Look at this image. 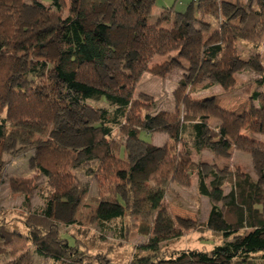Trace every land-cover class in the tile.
<instances>
[{"label":"trees","instance_id":"obj_1","mask_svg":"<svg viewBox=\"0 0 264 264\" xmlns=\"http://www.w3.org/2000/svg\"><path fill=\"white\" fill-rule=\"evenodd\" d=\"M103 1L70 0L69 7L66 0H51L50 5L33 1L37 15L23 28L25 0H0V169L7 143L22 142L32 138L39 128L52 126L60 108L73 109L88 98H103L111 109L101 111L99 123L83 118L74 126L83 139L84 149L100 160L99 173L103 176L99 181L107 192L96 201L97 217L106 222L124 215L128 201L120 189L127 186L137 193L138 202L145 201L152 209H162L165 192L150 183L160 185L163 178L170 176L172 182L187 186L197 172L199 193L215 201H225V210L216 204L212 206L205 226L221 234L225 241L210 252L193 250L183 252L180 258L188 256L205 264H264V187L248 173L241 172L226 177L211 170L213 178L208 182V175L192 160L188 146L182 144V136L190 126L198 152L220 143L226 148L264 153V142L246 136V132L264 135V74L256 80L260 89L250 94L258 102V107L250 113H238L189 95V90H195V85L205 76L225 91L236 85L234 72L240 58L237 42L245 40L258 47L264 34V0H256L258 7L251 9L243 24L222 22L219 0H192L185 11L165 9L156 22H151L150 17L157 0H113L107 18L98 12ZM67 9L68 15L64 16ZM198 15H212L219 25L204 40L198 31L191 29V22ZM119 29L131 32L135 45L125 52L124 66L128 72L111 70L115 81L112 87L100 70L108 67L107 60L116 53L111 33ZM56 40L63 42L64 47L55 59H48L49 45ZM19 52L40 55L45 60L31 62L29 70L15 75ZM172 52H178L193 64L197 70L194 79L179 81L174 91L173 111L162 109L154 115L147 113L144 118H137L134 112L139 102L133 99L136 85L146 73L158 77L171 73L175 68L173 62L157 64L153 59ZM249 63L263 71L259 53ZM180 106H186L189 112L184 115V121ZM213 117L219 124L210 129L209 120ZM186 121L194 123L188 125ZM68 125L69 122L61 124L59 133ZM114 126H122L133 139L140 138L142 131L169 133L170 141L154 171H147V160L159 148L147 143L146 154L127 164L115 154ZM74 149L54 139L36 145L30 164L46 176L52 192L46 197L43 209L27 217L26 234L6 225L0 213V256L18 254L32 245L37 253L52 257L56 264H95V258L88 257L81 249L83 243L74 236L61 234L56 219L57 209L71 208L75 202L69 191ZM227 183L232 187L225 195L223 188ZM10 185L26 194L28 205L27 193L32 185L28 179L12 177ZM140 261L159 264L148 258Z\"/></svg>","mask_w":264,"mask_h":264},{"label":"rangeland","instance_id":"obj_2","mask_svg":"<svg viewBox=\"0 0 264 264\" xmlns=\"http://www.w3.org/2000/svg\"><path fill=\"white\" fill-rule=\"evenodd\" d=\"M33 1H40L45 5L51 3V0H25L23 28L37 15L38 9L33 6ZM191 1L157 0L150 21L156 22L162 11L172 7L175 12L185 11ZM66 2L67 7H69L71 5L70 0H66ZM112 2L113 0H104L99 6L98 12L104 18H107ZM219 4L221 5L220 16H226L230 20L231 16L235 14V21L239 22L245 21L251 9L258 7L256 0H219ZM77 5L82 6L80 1ZM67 15L68 9L64 13V16ZM198 16L196 20L191 22V29L197 30L201 40H204V34L208 30H210V35L219 26L215 25L218 22L212 15ZM213 24L214 26L210 29ZM111 37L116 46V53L107 60L108 67L100 70V72L106 82L114 87L115 81L111 78V70L128 72L124 66V56L126 50L135 43L131 32H124L120 29L112 31ZM257 44L264 45V34L261 35ZM238 46L240 58L235 67L237 71L234 73L236 85L225 91L222 87L215 85L212 78L205 76L195 85V90L192 92L189 90V95L192 98L204 99L211 94H223L224 97L217 101L221 104L224 103L229 109H234L235 112L250 113L257 108L258 102L255 103L250 94L254 89H260L256 85V80L264 74V50L259 52L260 49L254 43L245 40H239L237 48ZM63 47L64 43L61 41L56 40L51 43L48 48V59H55L59 49ZM172 53L167 57L159 56L153 59V63L162 64L173 62V59H170L173 56L178 65L171 73L165 77L146 73L136 85L133 99L139 102L138 109L134 112L137 118L142 119L147 113L154 115L162 109L173 111L176 107L174 91L179 81L186 79L191 82L194 79L197 70L188 67V65L193 64L188 60H180L176 52ZM256 53L261 56L263 71L254 69L249 63ZM44 58L40 55L19 52V58L15 63V75L29 70L31 62L34 64L38 60L44 61ZM176 79H178L177 83ZM209 86L211 88L203 90ZM180 107L181 120L184 121V115L189 112L186 106ZM103 109H111L110 104L103 98H88L73 109L60 108L52 126L39 128L32 138L5 145L4 163L0 169V213L2 221L6 222L9 227L26 234L28 232L25 225L27 217L32 212L41 211L45 206V199L52 190L46 176L40 173L37 168L32 167L30 160L36 153V145L54 139L66 144L71 150L77 149H74L75 152H73V156H75L73 166L69 168L72 175V187L69 191L75 202L70 205L71 208H65L62 211L57 209L58 228L61 234L74 236L83 243L81 249L86 251L88 257L95 258V264H141L140 260L143 258L157 261L159 264H205L188 256L185 258H180V256L183 252L193 250L210 252L215 246L225 241L221 234L205 227L212 206L216 204L225 210V201H215L199 193L197 172L193 174L191 182L187 186L172 182L170 176L163 178L160 185H156L154 182L150 183L155 189L160 188L165 192L162 209H152L145 201L138 202L137 193L127 186L120 189V193L128 201L124 215L106 222H102L97 217L96 201L101 197V194L107 192V189H104L99 181V177L103 176L102 173H99L101 171L99 169L100 160L84 149L83 139L75 131L74 126L79 125L83 118L88 119L93 124L99 123ZM2 113V116H5L6 109ZM66 122H69V125L59 133V126ZM186 123L190 125L189 123L194 122L186 121ZM217 123L219 124L218 119L211 118L209 120L210 129L216 127ZM246 133V136L254 141L264 142V135ZM169 136L165 130L152 133L142 131L140 138L133 139L125 133L122 126H114L112 140L116 147L115 154L122 157L127 164L137 162L141 156L146 154L147 143H152L158 147V150L149 154L147 160L146 169L148 172H152L163 155V148L170 141ZM182 142L183 145L188 146L187 150L192 152V160L198 163L202 171L208 175V182L213 178L210 173L211 170H215L226 177L241 172L248 173L264 187L263 152L250 153L234 147L226 148L220 143H217L215 147H205L201 152H198L194 147L190 126L184 132ZM181 148L182 146L179 145L178 149ZM12 177H25L32 184L30 192L27 193L28 205L25 201L26 194L23 191L19 192L12 189L10 185ZM231 187L229 183L224 185L225 195L230 192ZM54 263L52 257L40 255L32 245L18 254L5 253L0 256V264ZM261 263L259 262V264Z\"/></svg>","mask_w":264,"mask_h":264},{"label":"crops","instance_id":"obj_3","mask_svg":"<svg viewBox=\"0 0 264 264\" xmlns=\"http://www.w3.org/2000/svg\"><path fill=\"white\" fill-rule=\"evenodd\" d=\"M221 6V5H220ZM37 9V8H36ZM236 15L235 14H233L232 16H231V18H230V20H228L227 18H226V16L225 17H222L221 16V21L222 22H232V23H241V24H243L245 21H243V22H239V21H235V17ZM235 21V22H234ZM217 23V22H216ZM216 26L218 25V23L217 24H215ZM214 26V24L212 25V26H210V29L212 28ZM219 26V25H218ZM214 29V28H213ZM212 29V30H213ZM211 30V31H212ZM197 31V30H196ZM209 31L210 30H208L204 35H205V39L209 36ZM238 49H239V46H238ZM258 49H260V51L258 50ZM258 51L259 52H261V51H263L264 50V45H258ZM172 54H175V53H172ZM176 54H177V56H179L180 58V60H187V58H185V57H182V56H180L179 54H178V52H176ZM169 55H171V54H169ZM156 57L158 58L159 56H155V59H156ZM163 57H167V56H163ZM170 59H173V63H174V65L176 66V65H178L177 64V61L173 58V56H171L170 57ZM189 64V63H188ZM188 67L189 68H194V70H195V67H193L192 65H188ZM237 70H235V72H236ZM234 72V73H235ZM173 74V73H172ZM206 78H209L208 76L206 77ZM177 81H178V79H176V83H177ZM215 85H218V84H215ZM218 86H220V85H218ZM221 87V86H220ZM209 88H211L210 86L208 87V88H204L203 90H207V89H209ZM202 92V91H201ZM206 96H208V95H206ZM221 97H224V95L223 94H211V95H209L208 97H205L204 99L205 100H207V101H209V102H212V103H215V104H218V105H220V106H222V107H225V108H227V106L224 104V103H220L219 101H217V100H220L221 99ZM220 98V99H219ZM253 100V99H252ZM255 103L257 102L256 100H253ZM256 107H258V106H256ZM229 109V108H228ZM230 110H232V111H235L234 109H230ZM218 124V123H217Z\"/></svg>","mask_w":264,"mask_h":264},{"label":"built area","instance_id":"obj_4","mask_svg":"<svg viewBox=\"0 0 264 264\" xmlns=\"http://www.w3.org/2000/svg\"><path fill=\"white\" fill-rule=\"evenodd\" d=\"M193 1L197 2V1H199V0H193Z\"/></svg>","mask_w":264,"mask_h":264}]
</instances>
